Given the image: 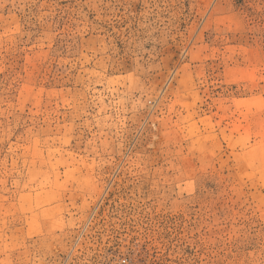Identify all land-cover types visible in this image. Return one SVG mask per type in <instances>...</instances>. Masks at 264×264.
Masks as SVG:
<instances>
[{
	"label": "rangeland",
	"instance_id": "rangeland-1",
	"mask_svg": "<svg viewBox=\"0 0 264 264\" xmlns=\"http://www.w3.org/2000/svg\"><path fill=\"white\" fill-rule=\"evenodd\" d=\"M0 264H264V0H0Z\"/></svg>",
	"mask_w": 264,
	"mask_h": 264
}]
</instances>
